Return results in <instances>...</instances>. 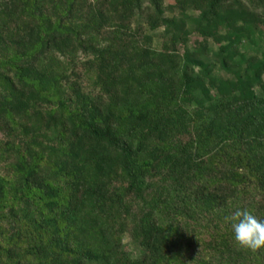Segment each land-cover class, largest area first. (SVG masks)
Returning <instances> with one entry per match:
<instances>
[{"label":"trees","instance_id":"16d2710c","mask_svg":"<svg viewBox=\"0 0 264 264\" xmlns=\"http://www.w3.org/2000/svg\"><path fill=\"white\" fill-rule=\"evenodd\" d=\"M144 1L0 0V264H264V0Z\"/></svg>","mask_w":264,"mask_h":264},{"label":"clouds","instance_id":"9594fccd","mask_svg":"<svg viewBox=\"0 0 264 264\" xmlns=\"http://www.w3.org/2000/svg\"><path fill=\"white\" fill-rule=\"evenodd\" d=\"M227 219L238 245L254 251L264 247V220L248 209H237Z\"/></svg>","mask_w":264,"mask_h":264},{"label":"rangeland","instance_id":"374dc122","mask_svg":"<svg viewBox=\"0 0 264 264\" xmlns=\"http://www.w3.org/2000/svg\"><path fill=\"white\" fill-rule=\"evenodd\" d=\"M144 2H145L146 5H148V1H147V0H145ZM165 6H166L167 9H169V10H168V14H171V13H172V11L170 10V9H171L170 7L172 6L171 1H170V0H165ZM157 34H159V32H158ZM157 40H158V39H157ZM159 43H160V42H159V40H158V42H157L156 44L158 45ZM249 49H251V51H252V49H257V47H256V46H252V47H250ZM252 52H254V50H253ZM125 241H126L128 244L130 243V239H129L128 237L126 238Z\"/></svg>","mask_w":264,"mask_h":264}]
</instances>
